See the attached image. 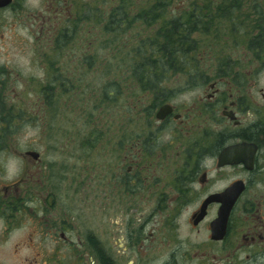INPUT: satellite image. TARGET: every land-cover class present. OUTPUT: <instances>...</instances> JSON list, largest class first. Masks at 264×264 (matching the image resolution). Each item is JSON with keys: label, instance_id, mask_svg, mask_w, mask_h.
Returning a JSON list of instances; mask_svg holds the SVG:
<instances>
[{"label": "flooded vegetation", "instance_id": "obj_1", "mask_svg": "<svg viewBox=\"0 0 264 264\" xmlns=\"http://www.w3.org/2000/svg\"><path fill=\"white\" fill-rule=\"evenodd\" d=\"M153 14L223 34L200 27L175 73L130 75L149 83L135 84L112 137H45L37 122L42 137L11 146L20 169L11 181L0 170V264H264V0H0V110L20 114L0 153L25 124V90L12 97L11 83L39 87L9 65L29 57L45 77L59 47L98 49L101 64L110 30L147 34ZM41 142H64V162Z\"/></svg>", "mask_w": 264, "mask_h": 264}, {"label": "trees", "instance_id": "obj_2", "mask_svg": "<svg viewBox=\"0 0 264 264\" xmlns=\"http://www.w3.org/2000/svg\"><path fill=\"white\" fill-rule=\"evenodd\" d=\"M153 9L155 11V7ZM88 19V38H94L97 42L100 29L96 18L89 16ZM153 19L156 24L147 34L140 29L135 32L121 31L118 48L113 46L114 41L118 40L113 38L110 30L107 34L109 38L105 39L109 44L104 49L101 64L98 49L85 53V50L59 47L56 50V63L50 66L46 60L45 77L39 81L42 84L35 93H28L24 98V123L37 125V122H41L48 125L43 136L51 138L112 137L116 131L114 123L130 120V106L127 103L138 94L135 84L149 83L130 75L175 73L177 67L182 65L180 62L184 56L188 57V53L196 48L192 41L200 27H204L203 35H208L207 38L223 34L209 28L208 23L197 24L198 30L192 24L182 29L177 18H168V24L163 22V17L154 14ZM216 20L217 25L219 22L225 25L223 20H230L233 25L245 23V18L239 16ZM72 38L71 33L64 35L60 43ZM165 59L170 61L167 65L162 63ZM7 109L0 110V121L6 124V128L0 130L2 137L6 136L12 122L20 117L17 109ZM96 145L97 140L88 146L95 149ZM62 146H65L64 142L53 145L54 148ZM60 151L67 153L64 149Z\"/></svg>", "mask_w": 264, "mask_h": 264}, {"label": "rangeland", "instance_id": "obj_3", "mask_svg": "<svg viewBox=\"0 0 264 264\" xmlns=\"http://www.w3.org/2000/svg\"><path fill=\"white\" fill-rule=\"evenodd\" d=\"M27 52H29V49L26 50V53ZM9 67L20 73L21 77L23 76L24 79L32 77L35 79L34 81L38 80L36 82L37 83L36 86H39L40 79H44L43 72L40 71L41 69L40 65L32 63L29 57L17 58L14 64L9 65ZM19 80L13 81V83H11L12 86L10 89H11L12 97H15L17 93L23 92L24 90L25 91L23 92V96H26L28 93H30V92H26V91H30L29 89L30 84L26 80H20V81ZM34 92L35 91L31 90V93ZM38 137H42L41 132L36 125L31 123L23 124L20 128V131L14 134V138L12 139L13 141L10 144L9 148L5 152L0 153V170L3 171L6 168V172L1 174L3 181H11L15 179V177L18 174V170L20 169V167L18 168L15 162L9 161L11 159L10 158L11 152H13L11 146L13 147L18 146L17 148L24 150L25 147L27 146L30 147V145L33 143V140L37 139ZM46 148L48 147L43 146V143L41 142V149L44 151V153L48 154L47 155L48 162L50 161V163L52 162V164L54 163L62 164L64 162L65 156L64 153L60 151L61 147H58L56 149L54 148L48 149L49 151ZM5 160H8V162ZM90 219L93 220L90 226H93L94 228L97 229L96 219L93 217H90Z\"/></svg>", "mask_w": 264, "mask_h": 264}, {"label": "water", "instance_id": "obj_4", "mask_svg": "<svg viewBox=\"0 0 264 264\" xmlns=\"http://www.w3.org/2000/svg\"><path fill=\"white\" fill-rule=\"evenodd\" d=\"M166 113H164V109H162L160 112H159V114H158V117H162L163 118V116L165 115ZM32 155H38V154H36V153H31Z\"/></svg>", "mask_w": 264, "mask_h": 264}]
</instances>
